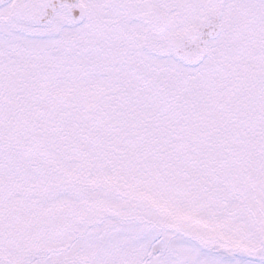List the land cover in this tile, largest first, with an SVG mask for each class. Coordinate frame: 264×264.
<instances>
[{
	"label": "snow or ice",
	"instance_id": "6c2138e0",
	"mask_svg": "<svg viewBox=\"0 0 264 264\" xmlns=\"http://www.w3.org/2000/svg\"><path fill=\"white\" fill-rule=\"evenodd\" d=\"M0 264H264V0H0Z\"/></svg>",
	"mask_w": 264,
	"mask_h": 264
}]
</instances>
